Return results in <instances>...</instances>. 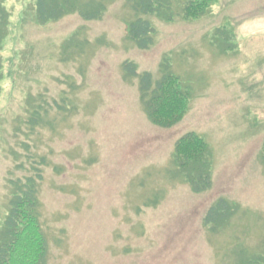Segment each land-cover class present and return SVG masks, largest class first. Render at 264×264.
Here are the masks:
<instances>
[{
    "label": "rangeland",
    "instance_id": "rangeland-1",
    "mask_svg": "<svg viewBox=\"0 0 264 264\" xmlns=\"http://www.w3.org/2000/svg\"><path fill=\"white\" fill-rule=\"evenodd\" d=\"M0 1L9 14L0 49V231L10 182L38 167L46 264H239L264 255V0H218L197 21L180 16L183 0H170L173 22L148 18V51L128 38L132 0H77L103 3V17L74 13L45 25L36 0ZM166 59L191 95L170 129L148 119L139 80L123 67L158 80ZM188 133L210 148L213 185L202 195L173 156ZM220 198L237 211L212 232L204 217Z\"/></svg>",
    "mask_w": 264,
    "mask_h": 264
},
{
    "label": "trees",
    "instance_id": "trees-1",
    "mask_svg": "<svg viewBox=\"0 0 264 264\" xmlns=\"http://www.w3.org/2000/svg\"><path fill=\"white\" fill-rule=\"evenodd\" d=\"M217 2L218 0H183L180 16L187 21L200 20ZM132 8L136 17L128 26V38L139 50L148 51L155 42V28L148 18L158 17L166 22H173L176 13L170 0H132ZM105 11L103 3L80 7L77 0H36V14L42 25L74 13L85 21H98ZM8 21L9 14L0 1V49L7 36ZM123 67L129 77L138 78L140 100L148 119L155 126L170 129L182 121L189 110L191 95L180 78L170 71L167 59L162 65V75L158 80H154L149 72L138 73L136 65L131 62L124 63ZM1 71L0 57V83ZM173 156L194 194L202 195L211 190L213 179L210 148L200 135L188 133L180 138ZM41 172L36 167L34 176L22 182H10L13 194L0 231V264H46L48 243L41 225L38 198V185L43 181ZM236 208L226 199H218L206 212L205 225L212 232L226 229L235 218ZM239 264H264V255L243 260Z\"/></svg>",
    "mask_w": 264,
    "mask_h": 264
}]
</instances>
